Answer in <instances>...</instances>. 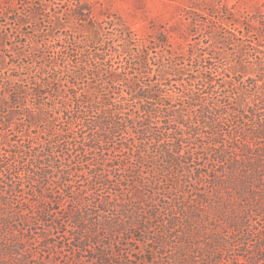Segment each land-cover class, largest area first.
I'll list each match as a JSON object with an SVG mask.
<instances>
[{
	"label": "trees",
	"instance_id": "1",
	"mask_svg": "<svg viewBox=\"0 0 264 264\" xmlns=\"http://www.w3.org/2000/svg\"><path fill=\"white\" fill-rule=\"evenodd\" d=\"M118 1L148 0H0V124L59 126L43 142L26 128V140L0 158V257L26 261L25 243L54 247L56 230L75 257L110 264L115 245L135 236L131 230L150 234L159 226L171 238L189 221L199 225L222 190L243 198V213L254 206L264 214V24L256 26L258 42L232 34L236 60L226 75L212 62L225 60L219 48L182 56L169 41L176 29L153 41L140 36L111 12ZM189 1L206 14L216 0ZM212 13L220 14L214 6ZM117 52L131 58L115 66ZM10 57L19 61L9 64ZM30 173L40 199L15 203ZM235 221L242 234L216 230L213 247L250 248L246 262L264 264V230L256 233L244 214ZM23 223L46 230L25 239Z\"/></svg>",
	"mask_w": 264,
	"mask_h": 264
},
{
	"label": "rangeland",
	"instance_id": "2",
	"mask_svg": "<svg viewBox=\"0 0 264 264\" xmlns=\"http://www.w3.org/2000/svg\"><path fill=\"white\" fill-rule=\"evenodd\" d=\"M220 3H223V6ZM197 4L199 3L197 2ZM143 6L134 1H118L111 12L118 11L126 21L131 23L132 29L138 35L152 41L154 37H158L163 31H167L170 28L176 29V34L168 35L170 36L169 41L179 53L181 52L182 56L185 53L188 54V50H193L197 56H209L219 48L218 51L224 52V59L228 61L212 60V62L220 67V71L226 75L229 73L224 72L223 69L233 64L234 60H236V52L231 44L232 34L237 35V38L244 36L243 39L246 42L249 40L258 42L260 41L259 38H261L262 29L259 31L256 26L264 24V0H216L211 6L209 4L204 7L206 14L193 8V4L189 0H176L175 2L170 0H148L142 9L141 7ZM212 6L220 14L212 13ZM219 15L221 16L219 19L221 22L217 24ZM247 31L250 32L249 36L245 35ZM34 36L36 37V35ZM162 37L164 39L167 38L164 35ZM36 40L40 41V39ZM31 42V40H27L24 43L26 51H29ZM114 44L115 49L120 51V41L116 40ZM262 44L264 45V42ZM156 51L153 50V56H155ZM4 54L7 56L12 55L11 52H4ZM41 55V52L37 54V56ZM114 55L113 62L115 66H120L123 60L125 62V60L131 58L129 55L120 52L114 53ZM47 59L51 61V54H47ZM6 60L9 64L12 61L14 63L19 61L11 57L6 58ZM25 62L30 63L32 61L30 59L26 61L25 59ZM6 66L8 67V65ZM13 74L16 73L13 72ZM139 79L141 81L145 80L141 76ZM249 84H252V81L249 80V83L247 82L243 86L246 87ZM19 122L18 124L12 123L9 128H5L0 124V133H3V135H0L1 159H3L2 156L7 154L6 151H14L26 140V128L30 130L31 136L35 137L36 142L37 140L38 142L50 141L51 134L54 136V133L59 130V126L56 123L46 126L39 124L31 128L27 122ZM48 130L50 131L45 135L44 132ZM5 145L9 146L5 147ZM14 159L15 157L9 159L13 169L11 173L19 177L24 172L17 166L14 169L13 162L12 164L10 162ZM25 171L28 172L29 170L25 169ZM30 174L31 176L27 175L22 181L23 194L18 193L17 195L20 194V196H17L16 199L13 196L16 200L15 203L26 200L29 204H32L33 201L40 199L35 197L31 184H28V179L33 177V173ZM226 192L228 191H221L223 196L220 198V202L216 200L218 203H215L214 208L211 206L208 209H204V213L200 215L201 221L197 222L199 225L191 224L189 221L185 223L187 225L185 229H177L171 235V238H169V234H167V238L160 234L163 229L159 226L150 234H145L138 229L131 230L135 236L132 237V240L130 239L129 243L123 241L119 246L115 245V249H112V252L115 251L116 257L111 258L110 264H248L244 257H251L250 248L247 253L244 247L238 249L236 244L233 245L231 243L226 244L227 249L223 250V248H220V250H216L213 247L214 244L209 241L211 239L213 241V238H216L213 236L216 230L222 232L223 236L227 238L241 235L242 233H238V229H235V226L239 224L235 220L241 217L242 214L245 215L256 233L264 230L263 210L260 211L258 207L253 206L251 207L253 212L243 213L241 206L238 205L239 202L245 203L243 198L236 195L235 192L234 195L230 196ZM222 205H225L226 209L221 208ZM245 205L250 207L247 204ZM257 205L262 208L261 204ZM64 221L66 220L64 219ZM66 224L69 229L71 224ZM12 225L15 226L14 229L17 228L16 223H12ZM20 227H22L21 224ZM204 227L206 230L202 232ZM45 230L46 226L43 224L33 226L23 223V229L20 232L27 239L28 237L30 238V235L33 234L36 237V235L44 233ZM54 231L51 232V239L55 244L54 247L47 245V243H41L37 239L38 237L36 238L37 240L35 238L28 239L29 241L27 240L28 242L25 243V249L29 251L27 252L29 257H27L26 261H23L20 257H0V264H97L93 262L92 257H75L78 251H74L68 246L63 234L58 235L57 231ZM254 236L257 240V235Z\"/></svg>",
	"mask_w": 264,
	"mask_h": 264
}]
</instances>
